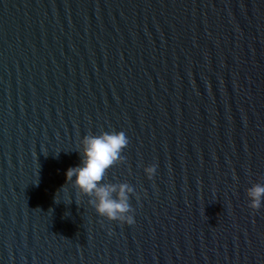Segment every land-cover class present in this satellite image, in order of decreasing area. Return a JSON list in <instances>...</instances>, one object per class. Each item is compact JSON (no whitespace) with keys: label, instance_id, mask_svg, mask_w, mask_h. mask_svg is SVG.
<instances>
[{"label":"water","instance_id":"obj_1","mask_svg":"<svg viewBox=\"0 0 264 264\" xmlns=\"http://www.w3.org/2000/svg\"><path fill=\"white\" fill-rule=\"evenodd\" d=\"M103 131L133 224L66 182ZM255 184L264 0H0V264H264Z\"/></svg>","mask_w":264,"mask_h":264},{"label":"clouds","instance_id":"obj_2","mask_svg":"<svg viewBox=\"0 0 264 264\" xmlns=\"http://www.w3.org/2000/svg\"><path fill=\"white\" fill-rule=\"evenodd\" d=\"M128 137L123 131H103L99 135H85L81 141L80 163L69 167L65 172L66 182L88 196H94L95 211L109 220H117L126 224H133V209L129 203V193L132 187L126 183L117 185H102L106 170L124 157L122 150L128 144ZM156 170L155 165L144 168L146 175L151 178ZM62 186L60 190L64 189ZM59 190V191H60ZM56 202H58V193ZM112 193H116L113 198ZM250 207L259 209L261 197L264 196V186L253 185L248 190Z\"/></svg>","mask_w":264,"mask_h":264}]
</instances>
